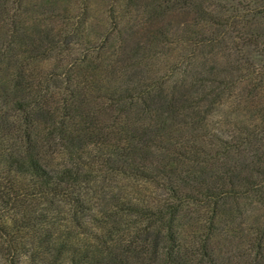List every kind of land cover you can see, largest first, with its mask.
I'll return each mask as SVG.
<instances>
[{"label": "trees", "instance_id": "obj_1", "mask_svg": "<svg viewBox=\"0 0 264 264\" xmlns=\"http://www.w3.org/2000/svg\"><path fill=\"white\" fill-rule=\"evenodd\" d=\"M0 264H264V0H0Z\"/></svg>", "mask_w": 264, "mask_h": 264}, {"label": "rangeland", "instance_id": "obj_2", "mask_svg": "<svg viewBox=\"0 0 264 264\" xmlns=\"http://www.w3.org/2000/svg\"><path fill=\"white\" fill-rule=\"evenodd\" d=\"M52 7H53V4H52ZM128 26L132 27L133 24H129ZM128 32L131 33V34H133V31L131 29H128Z\"/></svg>", "mask_w": 264, "mask_h": 264}]
</instances>
